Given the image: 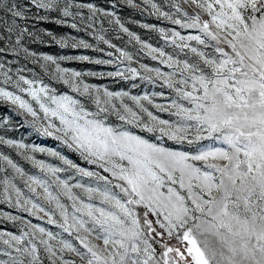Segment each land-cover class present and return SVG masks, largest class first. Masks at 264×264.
Here are the masks:
<instances>
[{
	"label": "snow or ice",
	"instance_id": "1",
	"mask_svg": "<svg viewBox=\"0 0 264 264\" xmlns=\"http://www.w3.org/2000/svg\"><path fill=\"white\" fill-rule=\"evenodd\" d=\"M0 264H264V0H0Z\"/></svg>",
	"mask_w": 264,
	"mask_h": 264
},
{
	"label": "rangeland",
	"instance_id": "2",
	"mask_svg": "<svg viewBox=\"0 0 264 264\" xmlns=\"http://www.w3.org/2000/svg\"><path fill=\"white\" fill-rule=\"evenodd\" d=\"M95 2L99 3L101 6L108 7L110 6L111 0H95ZM121 4L123 5V0H121ZM117 13L122 17V20L127 24V26L130 27L132 31H135L137 34L141 35L143 39L149 40L152 43H156L158 37L156 36L155 33L153 32H148L147 30L143 29L140 27V24L143 23H159L154 17L148 16L146 13H142L137 9H134L130 6H122V7H117L116 9ZM47 27L51 28L53 31H59L61 33H66L69 30L66 28H59L56 25L49 24ZM123 35V34H122ZM128 41V37L126 35H123L122 40H114L117 44H122L126 45ZM33 48L39 47L40 51L42 52H47L49 54H68V55H78V54H88V55H95V53H92L91 51H86V50H71L67 51L64 49H60L58 46H51L49 47L48 45H32ZM67 67L76 69V70H81V71H106L109 70L105 68L104 66H98V65H93L89 64L87 62H79V61H74L70 63H66ZM91 82L97 83V84H103L107 85L112 88H117L119 89L121 85H115L112 83V81L105 79V80H99L97 78H90ZM150 88L149 85L142 84L141 88L138 89H132L134 93H140L141 90H148ZM23 136L24 140L26 143H33V144H41L44 146H49V147H56V148H62V145H59L58 142L53 140L52 138L49 137H43V136H38L32 131H25L24 129H21L19 133L16 134V138H20ZM65 154L69 155L70 158L77 160V162H81L78 159V156L74 153L71 152H65ZM13 157L17 159L21 164H23L26 168L29 170L31 169L30 164L27 162L23 161L18 155L15 153H12Z\"/></svg>",
	"mask_w": 264,
	"mask_h": 264
}]
</instances>
